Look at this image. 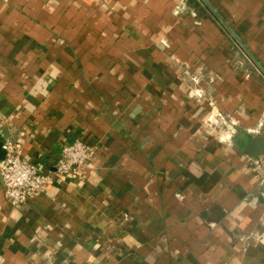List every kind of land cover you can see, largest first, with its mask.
<instances>
[{
  "label": "crops",
  "instance_id": "obj_1",
  "mask_svg": "<svg viewBox=\"0 0 264 264\" xmlns=\"http://www.w3.org/2000/svg\"><path fill=\"white\" fill-rule=\"evenodd\" d=\"M256 135L264 0H0V136L53 177L20 206L0 177V264H264Z\"/></svg>",
  "mask_w": 264,
  "mask_h": 264
},
{
  "label": "built area",
  "instance_id": "obj_2",
  "mask_svg": "<svg viewBox=\"0 0 264 264\" xmlns=\"http://www.w3.org/2000/svg\"><path fill=\"white\" fill-rule=\"evenodd\" d=\"M223 120L224 117L219 114ZM226 124L227 121L223 120ZM6 155L0 162V177L5 195L13 206H20L29 199L43 194L52 184L53 177L40 166L23 158L20 146L13 143L4 145ZM99 145L82 139L66 143L56 166L57 175H71L82 178L90 163L96 157ZM249 168L264 184V151L260 156H247Z\"/></svg>",
  "mask_w": 264,
  "mask_h": 264
},
{
  "label": "water",
  "instance_id": "obj_3",
  "mask_svg": "<svg viewBox=\"0 0 264 264\" xmlns=\"http://www.w3.org/2000/svg\"><path fill=\"white\" fill-rule=\"evenodd\" d=\"M5 139L0 136V162L4 160L6 150L4 148ZM242 148L246 155L251 157L260 156L264 151V135L251 136L242 142Z\"/></svg>",
  "mask_w": 264,
  "mask_h": 264
}]
</instances>
